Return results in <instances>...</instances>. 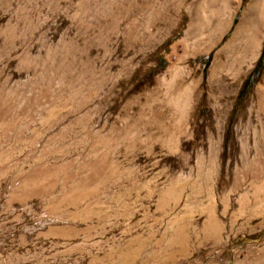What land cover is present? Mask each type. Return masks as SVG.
<instances>
[{"label": "rangeland", "instance_id": "rangeland-1", "mask_svg": "<svg viewBox=\"0 0 264 264\" xmlns=\"http://www.w3.org/2000/svg\"><path fill=\"white\" fill-rule=\"evenodd\" d=\"M247 3L217 44L194 53L215 22L202 0H0V264H130L119 258L128 251L138 252L131 264L264 260V216H229L217 236L189 228L183 251L167 246L174 214L157 208L165 182L187 183V194L199 182L224 107L218 187L228 185L235 129L264 78V38L236 80L214 59L224 57L217 54ZM196 19L206 33L183 41ZM180 65L203 76L198 127L183 139L184 157L174 141L148 138V115L140 116L145 86ZM132 121L139 123L130 129ZM182 161L185 172H201L179 179ZM198 196L192 205L204 208L206 191Z\"/></svg>", "mask_w": 264, "mask_h": 264}, {"label": "bare ground", "instance_id": "bare-ground-1", "mask_svg": "<svg viewBox=\"0 0 264 264\" xmlns=\"http://www.w3.org/2000/svg\"><path fill=\"white\" fill-rule=\"evenodd\" d=\"M202 3L203 5H209V9H211L209 18L210 20L215 18V22L213 28L209 26L206 28V30H210L207 37L203 38L201 42L195 41V45L193 44L195 47L194 53L208 52L217 44L224 33L230 29L242 0H202ZM202 12H199V14H202ZM202 26L203 24L197 19L195 21L191 20L185 31L183 41L187 40L190 34L201 36L206 33L202 31V28H204ZM218 35L219 37L214 39ZM263 38L264 0H248L232 37L217 54L218 56L224 54V57L222 59L216 57L214 65L220 64V72L225 68H229L233 80H236L258 57ZM189 46H192L190 40L187 41V47ZM214 81L212 77H209L208 85L211 88ZM202 82L203 76L198 74V68H194L191 73L187 66L180 65L170 68L163 75L158 76L155 81L156 86H145L146 96L144 97V104L140 106V116L142 118L144 115H148V129H150L148 138L158 139L163 144L165 142L170 144V140L174 141L172 143L175 145V150L178 151L179 156H185L184 152L181 151L183 139L187 136L193 137V132L198 127L196 110L202 101ZM255 92L256 95H254L253 102L248 105L246 115L239 120V125L235 129V148H231L226 166L228 185L222 190L218 187V176L221 169L219 150L222 123L220 117L226 111L224 107L215 114L212 122V132H209V137L212 139V141L209 140L211 146L204 156L209 163H205L206 166L202 169L203 175L197 176L199 182L195 183L194 188H190L193 193H186L188 185L183 181L176 183L175 187L167 181L163 184L164 187L159 190L157 208L161 209L164 214H174V220L177 223L174 233L168 236L167 246L178 245L184 251L190 242L189 228H193V231L200 234L206 233L209 236H217L218 228L229 216L230 219L232 217V221H236L237 218L243 216L247 220L256 216H264V213H262L264 210H251L246 213L250 205L256 209L264 208V78L257 85ZM212 98L213 100L216 99ZM215 102L216 108H218L219 101ZM138 123V121H132L129 122L128 126L131 129L133 126L136 127ZM182 162L179 179L183 177L186 179L185 176L191 174L196 177V173L201 172L199 168L195 173L194 169L185 172L183 170L184 161ZM179 179L176 181H179ZM204 191H206L207 204L204 208L200 204L194 207L193 202L195 204L200 202L194 201V199ZM237 206L238 210H234ZM187 208H191V210H186ZM203 213H205V218L201 223L197 216ZM218 238L215 239L219 240ZM222 239L221 241L224 240ZM137 255L138 252L136 251H128L125 256L121 255L119 258H127L126 260L131 264L133 262L131 258L134 259ZM246 264H264V260H261L258 256L256 259L246 261Z\"/></svg>", "mask_w": 264, "mask_h": 264}, {"label": "trees", "instance_id": "trees-1", "mask_svg": "<svg viewBox=\"0 0 264 264\" xmlns=\"http://www.w3.org/2000/svg\"><path fill=\"white\" fill-rule=\"evenodd\" d=\"M264 54V51L262 52V55ZM261 58H262V56L258 59V63H260L261 62Z\"/></svg>", "mask_w": 264, "mask_h": 264}]
</instances>
